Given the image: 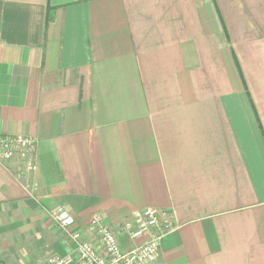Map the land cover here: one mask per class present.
<instances>
[{
  "label": "crops",
  "instance_id": "1",
  "mask_svg": "<svg viewBox=\"0 0 264 264\" xmlns=\"http://www.w3.org/2000/svg\"><path fill=\"white\" fill-rule=\"evenodd\" d=\"M0 264L161 208L155 264H264V0H0ZM126 248L146 237L130 241ZM83 264V263H75Z\"/></svg>",
  "mask_w": 264,
  "mask_h": 264
},
{
  "label": "built area",
  "instance_id": "2",
  "mask_svg": "<svg viewBox=\"0 0 264 264\" xmlns=\"http://www.w3.org/2000/svg\"><path fill=\"white\" fill-rule=\"evenodd\" d=\"M34 146L35 140L25 135H0V159L17 158L25 164L28 171H34ZM52 214L57 223L70 232L75 249L74 254L54 256L50 264H155L160 254L161 239L174 228L171 213L161 208L136 211L133 220L122 225L120 234L105 224L101 214L96 213L89 227L103 242V249L99 250L91 242L82 240L81 231L73 228L74 217L66 209L55 210ZM121 235L130 241L143 236L147 239L142 244L126 248Z\"/></svg>",
  "mask_w": 264,
  "mask_h": 264
}]
</instances>
